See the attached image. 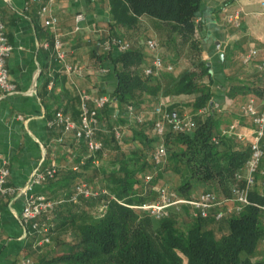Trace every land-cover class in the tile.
<instances>
[{"label":"trees","instance_id":"1","mask_svg":"<svg viewBox=\"0 0 264 264\" xmlns=\"http://www.w3.org/2000/svg\"><path fill=\"white\" fill-rule=\"evenodd\" d=\"M202 2L109 0L112 34L119 35L118 25L133 27L139 17L154 19L156 36L148 34L146 40L157 37L160 54L174 69L145 75L144 68L151 63L147 64V56L138 47L116 56L105 52L100 57L111 61L117 78L110 103L99 113L104 124L97 130V137L104 147L91 152L82 139L72 137L73 165L58 169L57 176L42 186L40 192L60 201L49 214H53L54 227L45 245L53 238L62 252L56 255L52 250L45 251L38 264H264V194L257 183L249 195L250 203L221 219L216 218L218 207L203 217L193 215L191 206L182 204L170 207L163 218L138 207L157 199L154 186L163 177L173 180L172 189L184 198L204 191L229 197L233 186L243 184L236 173L244 168L250 147L236 135L223 133L224 120L212 110V75L196 29ZM51 68L58 81L64 75L61 66L54 63ZM258 79L253 82L257 83L255 90L263 96L261 71ZM77 91L75 87L67 92L71 98L63 108L68 112L72 106L75 120L80 115ZM168 95L190 97L167 108L177 115L190 114L196 126L186 133L168 128L167 157L156 164L152 153L159 138L153 110L161 97ZM113 104L116 111L110 112ZM129 105L143 114L141 122L129 115ZM148 174L153 175L150 181L146 180ZM80 183L93 187L97 194L71 200ZM103 205L106 209L101 210ZM182 212L189 218L181 224L178 215ZM32 239L35 242V236Z\"/></svg>","mask_w":264,"mask_h":264},{"label":"crops","instance_id":"2","mask_svg":"<svg viewBox=\"0 0 264 264\" xmlns=\"http://www.w3.org/2000/svg\"><path fill=\"white\" fill-rule=\"evenodd\" d=\"M39 9V3L26 8L25 0H0L1 18L13 45L7 66L17 84L15 91L0 93V166L9 167L8 185L17 189L0 196L3 212L0 217V264H23L29 257L38 264L45 253L34 246L21 220L26 196L18 188L46 166L54 164L64 169L73 165L72 137L60 143L58 130L49 126L55 111L63 109L71 98L67 92L76 87L77 90L86 89L93 96L111 95L117 85L111 61L100 59L105 54L101 41L112 27L109 0H59L53 7L68 61L84 68L82 76L64 74L58 81L51 68L54 63L58 64L54 52L55 33L43 25ZM238 10H241L240 25L235 26L227 22L226 17ZM79 13L84 15V20L80 22L81 29L75 30ZM155 25L154 19L142 16L133 27L118 25L115 28L132 48L143 51L149 64L154 53L147 48L146 35L156 36ZM196 29L203 59L212 75V110L224 120L222 132L234 125L235 131L229 135L250 136L253 125L240 107L251 96L259 97V102L262 99L255 90L257 83L253 82L259 80L258 65L264 59V0H203L196 16ZM253 48L258 49L259 54L244 63L243 56ZM113 53L116 56L121 52L115 49ZM48 77L50 80L45 86ZM188 99L187 95L161 97L167 104ZM109 110L115 112V104ZM71 111L72 106L66 113L73 117ZM258 174L256 183L262 191L264 172ZM229 204L235 202L228 201L225 206Z\"/></svg>","mask_w":264,"mask_h":264},{"label":"built area","instance_id":"3","mask_svg":"<svg viewBox=\"0 0 264 264\" xmlns=\"http://www.w3.org/2000/svg\"><path fill=\"white\" fill-rule=\"evenodd\" d=\"M59 0H25L26 8H30L31 4L39 3V14L42 17L43 25L50 28L55 33L54 52L55 59L61 66V70L69 77L82 76L84 68L79 64H74L67 59V50L64 47V42L61 33L58 32V16L54 14L53 7ZM228 2L234 0H226ZM241 10L235 11L227 15L226 20L235 26L240 25ZM84 20V15L79 13L76 16L75 30H80V22ZM147 48L153 51V59L151 64L144 68V73L147 76L158 75L164 69L172 71L174 66L171 63H166L159 52V45L155 38H149L146 42ZM101 46L105 52H125L131 49L132 44L120 35H114L108 31L106 37L101 41ZM13 45L9 42L6 35L5 24L0 14V93L12 92L17 89V84L11 78L10 71L7 66V59L12 54ZM259 54L258 49L251 51L243 56L244 63L250 62ZM263 74L264 80V59L258 65ZM264 85V84H263ZM264 89V86H263ZM80 95V115L79 119L75 120L70 114L64 112L62 108L57 109L52 119L49 120V126L54 127L59 132L58 141L64 143L66 138L74 137L82 139L87 148L91 152L102 150L104 142L97 137V130L102 125L99 119V113L111 101V96L102 94L93 96L86 89H78ZM168 104L162 100L155 106L153 113L157 115L155 120V134L159 138L156 147L152 153L153 161L156 164H162L167 157V147L165 144V133L167 129H172L176 132H192L196 126L195 121L190 114L177 115L172 113L167 108ZM242 114L248 117L253 125V131L249 135L237 134L238 138L249 143L250 156L247 159L244 168L236 173L238 180L242 181V185H235L231 189V196L219 197L212 191H204L191 198H184L178 193L169 189L167 186L158 188V196L156 200L146 202L139 208L148 210L157 218H163L169 214L170 207H179L182 204L191 206L192 214L206 217L214 207L220 208L216 214L217 219H221L226 214L234 211L240 212L243 207L250 203L249 195L257 182V174L260 171V164L264 158V95L259 102V97L251 96L246 102L241 105ZM203 111V110H201ZM129 115L133 116L136 121L141 122L143 114L136 113L133 105L128 106ZM235 131V126L232 125L223 133L229 134ZM117 137L120 132L116 131ZM58 166L50 165L44 169L33 173L25 185L18 188V191L26 196V203L21 213V220L27 228L29 236H35L34 246H43L50 242L51 227L50 213L60 202L53 198H49L45 193L37 190L42 187L49 179L57 176ZM10 169L7 165L0 166V196L8 192H14L17 189L8 185ZM153 179L152 174L146 176V180ZM262 193L264 194V179L262 182ZM97 194L86 183H80L75 187V191L71 196V200L77 201L83 195L89 197ZM233 201L235 204L232 207H225V203ZM107 205L102 206V210L106 209ZM0 207V217L2 216ZM264 225V219L262 220ZM264 243V239H263ZM23 264H34L32 258H26Z\"/></svg>","mask_w":264,"mask_h":264},{"label":"rangeland","instance_id":"4","mask_svg":"<svg viewBox=\"0 0 264 264\" xmlns=\"http://www.w3.org/2000/svg\"><path fill=\"white\" fill-rule=\"evenodd\" d=\"M168 174H166V176H167ZM168 180V181H167ZM167 186L169 189H172V186L174 185V181L173 180H171V179H168V177L165 179L164 177L163 178H160L159 179V181H158V184L157 185H155L154 186V190H156V191H158V188L160 187V186ZM89 187H91V186H89ZM91 188H93V187H91ZM199 189V188H198ZM203 188H201V190H202ZM201 190H199V191H197V192H200ZM197 192H196V194H197ZM195 194V195H196ZM230 205V206H229ZM229 205H226L225 207H232L233 205H231V204H229ZM102 210V209H101ZM52 216H53V214H51L50 215V222L52 223ZM188 214L186 213V212H182L181 214H179L178 215V219H180L179 221H180V223L182 224V223H184V222H186L187 220H188ZM52 227H54V224L52 225ZM62 237V239H65L66 238V236H61ZM67 240H70V238H68ZM42 249H43V251H51L52 250V253H54V254H56V255H58L59 253L61 254V252H62V250H61V246H60V244L58 243V242H55L54 240H53V238L51 239V243L49 244V245H43L42 247H41ZM33 260V259H32Z\"/></svg>","mask_w":264,"mask_h":264},{"label":"water","instance_id":"5","mask_svg":"<svg viewBox=\"0 0 264 264\" xmlns=\"http://www.w3.org/2000/svg\"><path fill=\"white\" fill-rule=\"evenodd\" d=\"M222 55V54H221Z\"/></svg>","mask_w":264,"mask_h":264}]
</instances>
